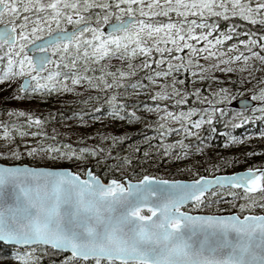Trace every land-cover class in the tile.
Returning <instances> with one entry per match:
<instances>
[{"label":"snow or ice","instance_id":"snow-or-ice-1","mask_svg":"<svg viewBox=\"0 0 264 264\" xmlns=\"http://www.w3.org/2000/svg\"><path fill=\"white\" fill-rule=\"evenodd\" d=\"M121 3L127 5V9L120 7ZM92 7L107 9L110 5H95L90 0H84L82 5L79 0L75 2L51 0L49 3H42L41 0H0V23L4 25L0 29V42L10 43L14 55L19 60L17 63L11 54L8 56L4 72L0 73V81L17 76L25 77L19 86L17 98L19 94L25 92L29 94L43 93L44 90L71 92L73 89L63 83L68 80L72 85L86 81L93 88L100 85H103V88H111L112 85L108 84L104 77L114 74L101 71L98 83L94 82L93 78L80 76L74 71L75 59L71 63L73 71L70 75H63V81L59 80L62 74L56 71H49L42 77L39 72L50 66L52 60L48 57L32 58L22 51L26 48L25 41L31 44L34 39H39L38 32L44 33L42 25L45 22L49 25L48 32L54 31L51 28L53 23L59 30L47 50L59 51L61 45L67 50L70 44L73 48L78 47L81 33L74 32L69 38L67 34H61L63 31L61 25L66 22L75 27L82 23L83 18L79 13L86 12ZM115 7L116 22L111 25L107 37L99 31V27L83 28V33L89 31L92 33L91 41L86 40L85 43L91 48L92 41H95L92 53L96 60L110 54L115 55L122 48L121 59L125 56L131 58L137 53L143 54L146 60L144 67L151 62L148 56L153 49L157 54H163L166 50L171 53L172 45H175L176 53L186 48L197 56L207 52L208 57H212L214 52L210 49L229 37L221 33L215 40L211 39L210 34L214 30V25L204 23L206 16H239L255 24L257 22L256 16L253 15L255 9L256 15L261 17L260 22L264 23V2L250 6L248 0H244L243 3L241 0H149L147 4H143L142 0H116ZM61 9L69 10L68 14L65 15ZM72 10H75V21L72 18L74 14ZM125 11L130 18L135 12H138L140 17L148 18L157 15L166 17L169 13H175L178 22H151L132 18L125 23L121 20ZM33 13L36 15L31 22L33 26L29 28V16ZM40 13H43L44 19L41 18ZM111 15L112 12L105 14L103 17L105 23H108V17ZM189 16L199 17V24L195 19H187ZM97 19L99 20L100 17L98 16ZM17 20L22 22L17 25ZM17 27L21 29L18 33ZM197 27L201 31L194 34L193 30ZM17 40L19 43L16 42ZM193 40L203 41V47L197 49L189 42ZM259 40L264 41V35H261ZM239 43L245 47L257 45V41L252 39L251 35L247 40H240ZM132 45L134 47H131ZM229 47L234 49L236 45ZM258 47L264 50V42L259 43ZM33 50L40 49L33 45ZM249 51L251 56H257L256 52H251L250 49ZM68 54L71 55L70 52ZM60 55L63 56L64 51H60ZM215 55H223V53H215ZM229 59L235 61L238 56H230ZM243 59L247 60L248 57L245 56ZM259 59L264 62V56H260ZM155 62L157 65L161 64L159 58ZM220 62L227 63V60ZM183 66L184 64H167L169 70ZM63 67L68 69L70 65L65 63ZM84 71L86 72L87 69ZM119 75L123 78L128 73L120 72ZM154 75L166 76L168 72L157 71ZM164 95L160 98L163 99ZM156 98L153 96V99ZM252 99H259L262 102L259 111L264 115V89L254 94ZM108 103L109 114L119 116L124 105L121 103L119 108H116L115 98L112 96L109 97ZM180 103H183V100H180ZM156 111H159V106ZM7 114L10 117L26 116L23 111L10 110ZM192 114V109L188 113L175 114L165 110L157 118L176 122L182 119L184 123L180 128L183 134L191 137L196 135L192 129H199L205 122L203 113L200 114L201 118L195 121L189 119ZM119 118L123 119V117ZM128 118L132 120L136 117L130 111ZM24 123L31 127L33 124L40 125L41 121L27 114ZM207 123H211V115ZM188 124H191V129L187 128ZM9 127L7 124L4 125L3 139L6 142L11 140ZM11 127L15 128L16 135L19 136H43L42 132H27L15 125ZM158 127L165 129L163 123ZM159 134L163 140L164 131ZM177 144L180 146V150L175 155L177 160L190 155L185 151L189 145L183 144L182 139L173 144H162L163 155L171 156V150ZM63 148L65 150H61L59 146L38 142L36 147H28L26 154L34 156L37 153H46L50 160L57 158L63 160L67 157L69 160L87 162L89 157L95 158L98 153H104L103 148L96 147H81L79 152L71 149L67 144L63 145ZM2 155L20 158L18 148ZM123 163L128 164L127 158ZM80 170L83 171V179L77 172L67 169L0 166V241L28 246V252L15 257L20 264H36L35 258L30 253L39 247L68 253L64 257L63 264H264V214H244L246 210L255 207L254 201L249 200L248 203H241L238 206L241 215L236 213L192 215L182 211V206L188 202H191L192 209L195 210L202 207L205 199L209 205L212 203V197L219 200L217 193L211 191L217 186L222 188L230 185L233 188L243 189L246 194L264 190L261 183L264 179V169L258 172L255 168H248L230 176H198L188 181L163 180L142 175L133 182L124 176L122 182L113 178L107 179V183L101 182V179L87 168ZM193 175L197 174L193 173ZM244 198L246 197L242 199ZM260 207L264 208V204ZM142 209H146L147 214H143Z\"/></svg>","mask_w":264,"mask_h":264},{"label":"trees","instance_id":"trees-1","mask_svg":"<svg viewBox=\"0 0 264 264\" xmlns=\"http://www.w3.org/2000/svg\"><path fill=\"white\" fill-rule=\"evenodd\" d=\"M136 13L134 14L139 16ZM258 20L256 18L257 22L253 24L236 16H211L207 18L206 25H214V30L211 33L214 38L219 37L221 33L226 34L229 37L228 44L230 45L232 42L235 44L240 40H246L249 35L260 37L264 34V23ZM122 53L116 52L115 55H107L96 63L76 64L74 69L80 76L91 77L97 83L101 71L106 74H114L104 77L107 83L112 85L111 88H103V85L93 88L86 81H81L77 85H72L70 80L63 81V75H70L73 71L71 67L68 69L63 67L64 59H61L60 66L53 67L51 70L62 74L59 80L72 88L71 92H49L48 90L32 94L25 92L19 94V98H17L20 78L14 77L15 79L0 81V139L2 141L4 140V125L7 124L10 126V141L18 142L21 139L24 143H29L30 146L38 142L44 145L51 144L59 146L61 150H65L63 145L67 144L76 152H79L81 147L104 149V153H98L95 158L89 157L87 162L69 160L67 157L63 160L59 158L50 160L46 153H37L34 156L24 154L19 160L8 163L27 164L34 167L66 168L77 172L80 176H83V171L80 169L87 168L103 182L113 178L122 182L124 176L135 182L142 175H150L163 180H190L196 179L198 176L212 177L248 168L264 169V141L259 144V141L255 140V138H264V135H261L264 133V117L240 124L229 123L223 113L231 111V109L219 106L214 108L211 123L206 121L199 129H192L196 133L194 136L189 137L183 134L177 125L159 129L156 108L152 107H155L157 102L138 97L134 88L132 91H123L125 87L131 89L130 87L135 86H149L148 77L152 74L155 53L149 54L148 60L151 62L147 67H144L146 60L143 54L137 53L131 58L125 56L121 59ZM8 56L4 53L0 54V70L7 64ZM59 58L53 56L54 60H60ZM84 69L87 71L85 72ZM120 72H126L128 75L121 78ZM113 80H115V84H113ZM176 80H178V74H173L171 82L175 81L174 85L177 84ZM181 90L185 93V98L179 106V111H189L190 109L203 111L205 105L201 98L209 96V92L203 88L193 92L186 84ZM149 91L151 92V89ZM132 94L136 96L132 98ZM110 96L115 98L114 106L116 108H119L121 103L124 105L119 116L109 114L108 99ZM163 106L168 112L178 113V103L165 102ZM10 110L23 111L26 116L31 114L34 119L38 118L41 124H33L29 127L24 123L26 116L10 117L7 114ZM130 111L135 114V119L129 120L128 113ZM119 117H123V119ZM12 125L27 132H42L43 136L16 135ZM187 128L191 129L190 126ZM166 129H172V131H166ZM161 131H164L163 140L159 134ZM181 139L183 144L189 145L185 151L190 155L177 160L175 155L179 151L178 144L172 148L171 156L163 155L162 144H173ZM125 158L128 160L127 165L123 163ZM193 173L197 175H193ZM261 183L264 187V179ZM213 192L220 193L219 200L212 197V203L209 205L205 199L201 208L194 210L189 204L183 208V211L192 214L236 213L241 215L238 206L247 202L248 194L243 190L230 188L217 189ZM243 197L246 198L242 199ZM246 213L264 214V208L256 206L251 212L246 210ZM40 249L42 247L36 248L30 254ZM28 251L29 249H16L0 245V260L11 259L13 262L7 264H20V261L15 257L22 256ZM65 255L67 254H60L54 258L42 257L35 261L36 264H63Z\"/></svg>","mask_w":264,"mask_h":264},{"label":"rangeland","instance_id":"rangeland-1","mask_svg":"<svg viewBox=\"0 0 264 264\" xmlns=\"http://www.w3.org/2000/svg\"><path fill=\"white\" fill-rule=\"evenodd\" d=\"M42 3H49L51 0H41ZM72 2H75V0H72ZM91 3L95 5L100 4H109L110 7L107 9H102L100 7H92L88 9V11H81L79 15L83 18V22L80 24H77L76 26H80L82 24H91L89 28H97L99 27V31L102 33V28L106 24L104 22L103 17L106 13L112 12L113 15L108 17V22H112L116 19L115 17V11H116V0H90ZM244 0H241V3H243ZM264 2V0H248L249 5H255L257 3ZM79 3L82 5L84 3V0H79ZM143 4L149 3V0H142ZM120 7L127 9V5L121 3ZM50 11V10H48ZM65 13V15L68 14L67 9H61ZM73 11V20L75 21V10ZM136 14H139L138 12ZM22 15H27L22 13ZM35 13L29 16V24L28 27L30 28L32 25V21L35 18ZM42 19H44L43 13L39 14ZM253 15L256 16L257 19L261 20V17L256 15V10H253ZM100 17L98 20L97 17ZM127 15V12L121 16V19ZM136 17V15H133ZM140 17V16H137ZM211 16H206L204 18V23L207 24V18ZM227 17H235V16H227ZM239 17V16H236ZM141 19L150 20L151 22H178V17L175 13H169L166 17H161L157 15L156 17H141ZM187 19H195L196 23L199 24L200 18L199 17H192L189 16ZM258 20V21H259ZM22 21L17 20L16 23L19 25ZM0 25H3L0 23ZM102 25V26H101ZM70 26V27H69ZM75 26V27H76ZM42 27H44V33H37V36L40 38L47 36L48 34L57 31L56 25L53 23L51 24V28L54 30L52 32H48L49 25L47 22H45ZM74 28L73 25L67 24L66 22L61 25V29L65 30L68 28ZM201 29L194 28V34L199 33L198 31ZM17 33L21 31L19 27L16 29ZM206 31V29H204ZM29 35L31 36V33L29 32ZM118 35V34H116ZM264 35V34H262ZM261 36V35H260ZM107 37V36H104ZM249 36L246 37V40ZM252 39L257 41V45H248L245 47L244 45L240 43L232 42L233 45H236L234 49H230L228 44V39L224 40L221 44L214 45L212 47V50L214 52V55L212 57H208L207 52L201 54L200 56H197L190 52L189 49L182 48L180 53H176L174 48L175 45H172L173 51L169 53L167 50L163 54H157L155 53V50L153 49L152 52L155 53V59L152 62V74H150L149 79L148 77V84L140 87H130L131 89L125 87L124 92H128V90L132 91L134 88L136 91V94L138 97L141 98H147L149 101L157 102L156 106H152L154 109H157V106H159V111L157 112V116L161 115L165 108L163 106V103L165 102H173L178 103V113H188L189 111H179V106L181 105L180 100H183L185 98V93L181 90L185 87V84L188 86V88L195 92L198 89H205V91L209 92V96L202 97L201 100L203 104L205 105V108L203 111L201 110H193V114L190 115L189 119L192 121H195L196 119L201 118L200 114L203 113V119L206 122L208 120L209 115H213L214 108L219 106H224L228 110L231 109V111H225L223 115L228 118L229 123L234 124H240L243 122H247L250 120H256L261 119L264 117V115L261 114L259 111V108L261 107V101L259 99L253 100L252 97L254 94H257L260 90L264 89V62H262L259 57L264 56V50H261L258 45L259 43H262L264 41H260L259 37L251 36ZM92 33L89 31L88 33L81 32L80 36V44L78 47L73 48L70 47L67 50L63 49V45H61V49L59 51L53 50L50 51L52 56H58L60 57V60H52V63L48 70L43 72L42 74H39L40 76H46L49 71H52L53 67L60 66L61 59H64L65 63L69 64L71 67L72 60H76V64H86L89 63H96L99 60H96L92 53V48L95 47V44H93L94 41H92V47L90 48L87 43H85L86 40L91 41ZM210 38L215 40L216 38L213 37L212 34H210ZM218 38V37H217ZM38 40L34 39L33 41ZM190 43L194 44L197 49L200 47H203L204 42L203 41H189ZM19 43V41H17ZM72 43H75L73 41ZM26 47L29 45L27 41H25ZM230 44V45H232ZM71 46V44H70ZM131 47H134L132 45ZM26 49V48H25ZM25 49H23V53L25 54ZM251 52H256L257 56H251ZM60 51H64V55H60ZM113 51L115 52V49L113 47ZM66 52V53H65ZM71 53L69 56L68 53ZM123 52V48L119 51ZM151 52V53H152ZM4 53L5 55H12L13 60H15L17 63L19 62L18 58L14 55V50L11 49V47H0V54ZM84 53H87V55H84ZM215 53H223V55H215ZM79 54V55H78ZM68 55L67 57H64ZM230 56H238V59L235 61L229 59ZM247 56L248 59L244 60L243 57ZM161 60V64H156V59ZM227 60V63H223L220 61ZM59 61V63H57ZM185 61H189L188 63H185ZM184 64L183 67L176 69L173 68L169 70L167 68V64ZM14 70V68H13ZM160 71V72H168V75H162V76H155L154 73ZM4 72V68L0 70V73ZM34 74V73H33ZM178 74V80H176L177 84L174 85L172 81V75ZM21 79H23V76H17ZM16 77V78H17ZM15 79V78H14ZM154 81V82H153ZM59 85V84H58ZM57 85V86H58ZM151 89V92L149 91ZM173 91H175V95H173ZM166 94V95H164ZM164 95V98L161 99L160 96ZM136 95L132 94V98H134ZM153 96H156V99H153ZM130 97V94H129ZM240 98H249L254 102V106L246 111H240L238 109H235L233 107H230V105L235 102L237 99ZM253 109H256V111H253ZM223 110V109H222ZM157 122L159 124L163 123L165 126L170 125H177L178 129L180 126L184 123V121L181 119L179 122L172 121L171 119L167 120H160L157 119ZM204 122V123H205ZM202 123L200 127L204 124ZM187 126L191 127V124H188ZM194 130V129H193ZM178 136H180V133H178ZM255 140L259 141V144H261L264 141V138H255ZM180 141V140H178ZM37 143L34 145H29V143H24L23 140L19 139L18 142L14 141H8L0 139V163L7 165L9 164V161H16L19 160L22 155L26 154V149L28 147H35ZM18 148L20 152V158L15 159L11 157L10 155L5 157L2 155L3 153L10 152L11 149ZM178 150H180V146L178 145ZM240 159V157H239ZM11 163V162H10ZM245 169H243L244 171ZM242 171V170H241ZM232 173V172H231ZM263 180V179H262ZM248 194V200L246 203L249 202V200L255 202V207L260 206L261 204H264V190H257L253 193H247ZM219 196L220 193H217ZM255 207H252L251 209H248V212H251ZM143 214H147L146 209H142ZM251 214V213H246ZM61 253L54 252L50 248L42 247V249L38 250L37 252L30 254L35 259H40L42 257H58ZM13 260H0V264H7L12 263Z\"/></svg>","mask_w":264,"mask_h":264},{"label":"water","instance_id":"water-1","mask_svg":"<svg viewBox=\"0 0 264 264\" xmlns=\"http://www.w3.org/2000/svg\"><path fill=\"white\" fill-rule=\"evenodd\" d=\"M132 18H135L137 20H139L138 17H132ZM128 16H125L123 17L121 20L125 21V23H127L130 19H132ZM116 22V19L113 20L112 22H108L106 23L103 28H102V33L104 34V36H107L108 33L111 31V25L113 23ZM89 26V24H82L80 26H76L74 28H71V29H65L62 31L61 34H67L69 36V38H71V35L74 33V32H81L83 28H87ZM4 27V25H1L0 26V29H2ZM57 31H54L50 34H48L47 36L39 39V40H36L34 41L33 43H31L30 45H28L25 49V53L27 55H29L30 57L32 58H36V57H48L51 59V55L49 53V51L47 50L48 46L50 45V43H52L57 35ZM114 34H117V33H114ZM73 42V41H72ZM0 44H5V45H9L11 46L10 43H4V42H0ZM33 45H36L40 50L38 51H34L33 50ZM41 73V72H39ZM25 78L22 79L21 83L24 81ZM20 83V84H21ZM254 106V102L249 99V98H240V99H237L235 102H233L230 107H233L235 109H238L240 111H246V110H249L251 109L252 107ZM0 166H5V167H11V166H27V167H30V168H43V169H49V170H63V169H66V168H47V167H33V166H29V165H26V164H14V165H4V164H1L0 163ZM69 170V169H67ZM260 169H257V171L259 172ZM71 171V170H69ZM239 172H242V171H238V172H233V173H239ZM233 173H229V174H222V175H215V176H230L232 175ZM84 177H81V179H83ZM182 181H186V180H182ZM101 182H103L101 180ZM105 183V182H103ZM225 188H233L231 187L230 185H226L224 187H220V186H217L215 188H213L212 190H215V189H225ZM236 189H239V188H236ZM211 190V191H212ZM243 190V189H241ZM191 204V202H188L186 203L185 205L182 206V208L186 207L187 205ZM191 214V213H190ZM233 214V213H232ZM192 215H230V214H192ZM259 215H262V214H259ZM0 244L4 245V246H7V247H15V248H18V249H23V248H28V246H23V245H14L12 244L11 242H4V241H0ZM32 247H35V246H32ZM54 252H58L56 250H53ZM58 253H62V252H58ZM64 254H68L66 252H63Z\"/></svg>","mask_w":264,"mask_h":264},{"label":"flooded vegetation","instance_id":"flooded-vegetation-1","mask_svg":"<svg viewBox=\"0 0 264 264\" xmlns=\"http://www.w3.org/2000/svg\"><path fill=\"white\" fill-rule=\"evenodd\" d=\"M0 47H3V48H4V47H5V45H0Z\"/></svg>","mask_w":264,"mask_h":264},{"label":"bare ground","instance_id":"bare-ground-1","mask_svg":"<svg viewBox=\"0 0 264 264\" xmlns=\"http://www.w3.org/2000/svg\"><path fill=\"white\" fill-rule=\"evenodd\" d=\"M105 183H107V182H105Z\"/></svg>","mask_w":264,"mask_h":264}]
</instances>
